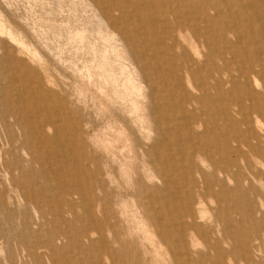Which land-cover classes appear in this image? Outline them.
Returning <instances> with one entry per match:
<instances>
[{
	"label": "rangeland",
	"instance_id": "374dc122",
	"mask_svg": "<svg viewBox=\"0 0 264 264\" xmlns=\"http://www.w3.org/2000/svg\"><path fill=\"white\" fill-rule=\"evenodd\" d=\"M142 1L157 2L0 0V264H264V149L244 142L243 125L233 163L212 145L226 170L194 154L214 196L203 192L180 125L161 134L154 117L172 127L180 117L179 98L166 95L177 74L167 37L194 61L207 47ZM247 17L236 30L253 52L264 47V8L260 22ZM131 49L159 65L154 117Z\"/></svg>",
	"mask_w": 264,
	"mask_h": 264
},
{
	"label": "bare ground",
	"instance_id": "6f19581e",
	"mask_svg": "<svg viewBox=\"0 0 264 264\" xmlns=\"http://www.w3.org/2000/svg\"><path fill=\"white\" fill-rule=\"evenodd\" d=\"M186 1L157 0L156 4L140 2L143 8L157 11V15L163 16L165 19L168 18L167 20L171 18L170 16L174 17L175 29L181 33L190 32L196 42H201L207 47L206 59L194 61L187 57L186 52L184 53V45L179 40L171 35L167 37L173 42L169 47L166 45L168 53L170 49L173 51V56L166 65L168 69L170 67L175 69L177 74L172 76L176 82L169 84L170 89L166 95L174 94L179 98V106L175 113L180 117L174 115L170 120L175 123L173 127L167 121L166 113L162 115L163 118L154 117L156 108H159L160 105L156 100L158 93H153L154 87H151L153 80L149 75L150 70L155 71L159 65H152L153 62L147 65L143 57L132 51L133 48L131 52L137 65L140 66L144 81L151 90L149 91V100L152 103L151 114L154 117L155 129L161 134H176L177 126L180 125V130L185 134L184 138L183 136L179 137H182L191 147L192 154L189 160L191 166L189 167H196L197 173L201 177H205L202 185L203 192L214 196V192L208 185L207 179L210 176L196 164L194 154H206L216 172L226 170V164L224 167L216 161V153L230 163L234 162L233 157L239 152V149L233 143L237 139L236 134L239 132V128L243 125L252 131L249 135L242 134L244 142L249 143L250 139L254 140L256 143H251L253 145L251 149L258 155L264 149L262 145L264 138L256 130L257 128L263 131L264 128V121L260 119V116H264V63L261 57L264 54V47L261 45L253 52H249L244 46V38L236 30L238 26L244 25L243 22L248 18L247 16L251 17L253 24L261 21L260 11L261 8H264V0H192L190 4ZM196 14H200L202 21L206 23L205 30L197 26ZM230 21L231 23H229ZM254 37L252 33L246 43H253ZM126 39L129 40V38ZM219 43L220 46H218ZM239 63L245 64V67L243 69L240 66L234 67V64ZM164 95L162 93L163 97L166 96ZM254 112L258 115H254ZM220 121L223 123L221 124ZM163 125L165 126L163 127ZM209 125L215 131L212 141H209ZM212 145L219 146L215 154L211 152ZM218 181V186L223 191V187H225L222 184L223 181L220 178ZM192 182V191L195 192L194 187L198 188L199 183L196 179ZM148 220L157 229L158 236L170 246L162 225L158 224L150 215Z\"/></svg>",
	"mask_w": 264,
	"mask_h": 264
}]
</instances>
